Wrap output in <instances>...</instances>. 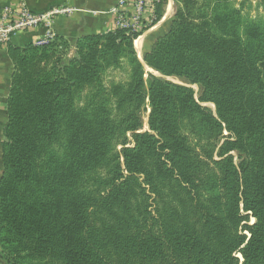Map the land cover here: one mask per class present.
Here are the masks:
<instances>
[{
	"label": "trees",
	"instance_id": "16d2710c",
	"mask_svg": "<svg viewBox=\"0 0 264 264\" xmlns=\"http://www.w3.org/2000/svg\"><path fill=\"white\" fill-rule=\"evenodd\" d=\"M172 2L142 62L117 28L7 45L5 264H264V0Z\"/></svg>",
	"mask_w": 264,
	"mask_h": 264
},
{
	"label": "crops",
	"instance_id": "0c3cea01",
	"mask_svg": "<svg viewBox=\"0 0 264 264\" xmlns=\"http://www.w3.org/2000/svg\"><path fill=\"white\" fill-rule=\"evenodd\" d=\"M20 2H23L34 14H45L56 8L68 9L67 12L52 17L50 31L52 36L62 38L71 47L81 37L101 35L115 29L113 17L109 14V10L118 0H0V19L4 8L16 9ZM146 11L148 15L154 13L153 8ZM152 19H150V23H152ZM157 24L151 26L147 31H153ZM43 34L44 29L42 27L30 29L12 37L8 44L24 47L28 44H34ZM7 45L0 47V119L3 121L2 130L6 121L5 100L13 69L7 54Z\"/></svg>",
	"mask_w": 264,
	"mask_h": 264
},
{
	"label": "built area",
	"instance_id": "2783aa9c",
	"mask_svg": "<svg viewBox=\"0 0 264 264\" xmlns=\"http://www.w3.org/2000/svg\"><path fill=\"white\" fill-rule=\"evenodd\" d=\"M156 1L118 0L109 10V14L113 17L114 27L128 32H136L141 24L143 15L147 12L146 10L149 8L154 9ZM19 7L17 10L11 8H4L2 10L0 19V47L7 45L11 38L18 33L41 27L44 29V34L34 42V45L41 46L47 44L53 38L50 31L52 17L68 11L66 8H56L45 14H34L25 4H21Z\"/></svg>",
	"mask_w": 264,
	"mask_h": 264
},
{
	"label": "rangeland",
	"instance_id": "374dc122",
	"mask_svg": "<svg viewBox=\"0 0 264 264\" xmlns=\"http://www.w3.org/2000/svg\"><path fill=\"white\" fill-rule=\"evenodd\" d=\"M237 1H240V0H237ZM156 2L160 5V12H161V19H160V21H161L163 19V17H164L163 15H164V11H165L166 4H167L168 0H157ZM157 3H155V4H157ZM21 4H24V3L23 2H20V4L18 3L16 9H13V10L19 9L20 8L19 6ZM153 6H154V4H153ZM252 6H254V1H252ZM153 10L155 12V6H154V9ZM249 12H250V15L251 16H257V15L264 16V12L263 11L259 10L258 12H256V11H254V7L251 8V10H249ZM173 13H174V5L172 4V10H171L169 16L158 27H156L153 31H150V30L147 31V30L152 25L150 23V21H151L150 19L153 18L154 13H153V15L151 14L152 16L151 15H148V14H144L143 15V19L141 20V24H140L139 28L136 31V33H139L140 35L135 39V40H137L141 36L140 37L141 38L140 39V46H141L140 59H142V54L147 49H149V47L151 46V44H153L154 40L157 37L163 35L165 32H167V30L169 28V25H170V22H171V18L173 16ZM133 45H134V42H133ZM136 56H137V54H136ZM137 58H138V56H137ZM147 71H149V69ZM107 78H108V80H120V79H123V77L121 76V73H118V72H114V73L109 74L107 76ZM169 81L170 82H173V83H176V84H182L179 80H177L175 78H169ZM189 87L194 90V92H195V98L197 99L198 87L197 86H189ZM203 106L210 108L212 111L214 110V107L212 105H210V104H206V105H203ZM148 114H149V110H147L143 114V130L142 131H146L147 130V117H148ZM2 122L3 121H1V119H0V151H1V143L3 142V136H2V133H1V130H2L1 125H2ZM145 122H146V124H145ZM129 140H130V138H129ZM120 149H121V147L118 146L117 147V150L119 151ZM0 174H1V160H0ZM251 223H253V219L250 218L249 219V224H251ZM0 264H5V263H4V261H2L0 259Z\"/></svg>",
	"mask_w": 264,
	"mask_h": 264
},
{
	"label": "bare ground",
	"instance_id": "6f19581e",
	"mask_svg": "<svg viewBox=\"0 0 264 264\" xmlns=\"http://www.w3.org/2000/svg\"><path fill=\"white\" fill-rule=\"evenodd\" d=\"M171 10H172V0H169L167 2V4H166V8H165V11H164L163 19L154 28L158 27L169 16ZM140 37L137 40L134 41V45H133L134 50H135V52H136L138 57H140V53H141V46H140V39L141 38ZM145 124H146V122H145Z\"/></svg>",
	"mask_w": 264,
	"mask_h": 264
},
{
	"label": "water",
	"instance_id": "95a60500",
	"mask_svg": "<svg viewBox=\"0 0 264 264\" xmlns=\"http://www.w3.org/2000/svg\"><path fill=\"white\" fill-rule=\"evenodd\" d=\"M139 61L142 62V59H140V57H138ZM146 68V67H145ZM147 69V68H146ZM148 70V69H147ZM149 72L157 77H162L160 76L158 73L152 71V70H149ZM167 81H169V78H165Z\"/></svg>",
	"mask_w": 264,
	"mask_h": 264
}]
</instances>
